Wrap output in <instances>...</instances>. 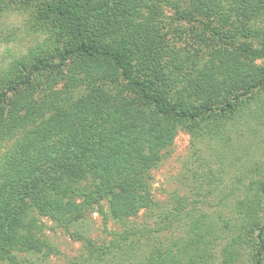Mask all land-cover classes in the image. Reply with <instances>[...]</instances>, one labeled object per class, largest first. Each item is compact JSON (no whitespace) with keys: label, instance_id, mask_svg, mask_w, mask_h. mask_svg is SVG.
Masks as SVG:
<instances>
[{"label":"trees","instance_id":"obj_1","mask_svg":"<svg viewBox=\"0 0 264 264\" xmlns=\"http://www.w3.org/2000/svg\"><path fill=\"white\" fill-rule=\"evenodd\" d=\"M151 5L0 0V12L27 13L28 31L39 39L0 70V264L53 252L39 218L67 226L91 205L102 212L104 199L120 222L152 208L148 174L179 130L190 135L201 169L208 168L197 172L199 194L175 195L164 225L129 228L110 245L89 242L85 262L215 264L219 255V264H240L248 251L252 264H264V167L249 155L219 158L231 147L234 121L264 107V68L256 65L264 46L244 41L264 37V0H190L180 20L204 29L194 42L181 33L186 47L177 52L155 28L156 10L144 15ZM80 89L85 94L76 102ZM46 114L19 152H5L2 146ZM207 151L218 154L220 167ZM49 163L51 172L39 171ZM89 176L95 183L83 193L79 184ZM174 225L184 234L177 237Z\"/></svg>","mask_w":264,"mask_h":264},{"label":"rangeland","instance_id":"obj_2","mask_svg":"<svg viewBox=\"0 0 264 264\" xmlns=\"http://www.w3.org/2000/svg\"><path fill=\"white\" fill-rule=\"evenodd\" d=\"M189 4L190 0H150V5L154 9L152 8L153 10L151 9L150 12L144 11V15L147 16L156 10L158 19L155 22V28H159L162 34H166L165 41L166 45L169 46L166 49L169 51L173 49V52H177L186 47L180 42L179 35L181 33H184L193 42V35L203 33L204 27L201 22L190 23L180 20L179 13L186 12ZM28 29L26 20L15 22L10 21L7 17L0 18V70L27 54L37 45L39 39L35 38ZM205 34L208 35L209 32H205ZM263 38H248L244 41L251 43L255 49H260L264 46ZM198 48V45L193 47L191 53ZM172 58L173 55L167 57L166 60H172ZM256 65L264 68V61H258ZM46 80L47 78L44 76L40 79V83H46ZM61 86L58 89H61ZM37 94L39 93L37 92ZM84 94L83 89L76 91L73 93L74 100L77 102ZM43 100L44 98L41 97V101ZM47 115L26 129L15 140L2 146L5 152H19L20 146L27 143L29 134L44 124V119L48 118ZM229 128L231 129L230 137H232L231 147L227 148L226 154L220 155L219 158L226 163L225 157H228L230 161H236L237 158L249 155L247 157H254V164L264 167V107L258 113L254 112L251 119L234 121ZM18 139L20 140L19 143H17ZM57 145L60 144L57 143ZM206 147L205 145L201 146L202 149ZM207 153L211 162L220 167L216 158L218 154L209 151ZM42 166L39 169L40 172L41 170L51 172L50 169L53 168L51 163L44 164V168ZM197 172L203 176L208 173V168L205 171L201 169V164L194 156V144L190 135L179 130L174 145L161 154L159 162L148 174L151 193L154 198L152 208L142 210L135 218L120 222L111 216L109 200L104 199L100 202L102 212L99 205H91L85 209L81 219L67 226L58 225L47 218H39L43 236L53 252L48 256L44 254H22L17 255V257L23 264H91L89 260L85 262L91 251L88 246L89 242H92L96 247L103 244L110 245L115 234H121L129 228H154L158 224L164 225L167 221L166 214L173 211L175 207V195L194 200L199 194L196 191ZM93 182L95 183L94 179L89 176V179L79 184L83 193H88L92 189ZM206 193L207 190L201 194ZM213 198L214 195L210 197V200ZM204 207L207 210H212L208 205H204ZM184 231L183 226L174 225L172 228V232L177 237L184 234ZM96 255L97 253L94 254V257ZM243 256L240 264H252L248 251ZM220 259L218 255L215 264H219ZM125 260L120 258V264H129Z\"/></svg>","mask_w":264,"mask_h":264},{"label":"clouds","instance_id":"obj_3","mask_svg":"<svg viewBox=\"0 0 264 264\" xmlns=\"http://www.w3.org/2000/svg\"><path fill=\"white\" fill-rule=\"evenodd\" d=\"M2 17H7L10 21H15V22H21L23 20H26L27 13L23 12H17V11H9V10H4L0 12V18Z\"/></svg>","mask_w":264,"mask_h":264}]
</instances>
